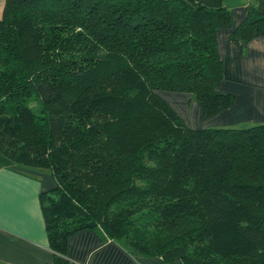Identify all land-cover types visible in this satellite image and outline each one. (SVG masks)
I'll list each match as a JSON object with an SVG mask.
<instances>
[{
  "label": "trees",
  "instance_id": "obj_1",
  "mask_svg": "<svg viewBox=\"0 0 264 264\" xmlns=\"http://www.w3.org/2000/svg\"><path fill=\"white\" fill-rule=\"evenodd\" d=\"M221 0H4L0 155L46 171L38 195L53 253L100 229L162 264H264V124L191 129L162 97L187 94L205 120L217 91ZM264 36L247 0L230 38Z\"/></svg>",
  "mask_w": 264,
  "mask_h": 264
},
{
  "label": "crops",
  "instance_id": "obj_2",
  "mask_svg": "<svg viewBox=\"0 0 264 264\" xmlns=\"http://www.w3.org/2000/svg\"><path fill=\"white\" fill-rule=\"evenodd\" d=\"M4 0H0V16ZM247 0H221L229 12V28L216 33L223 73L217 91L234 96L233 105L205 120L187 94L162 97L191 129L246 128L264 124V36L245 47L230 38L244 17ZM53 180L43 170L15 166L0 155V264H50L49 249L38 195L51 189ZM65 256L75 264H162L157 259L131 257L122 244L98 228L73 234ZM178 264V263H171Z\"/></svg>",
  "mask_w": 264,
  "mask_h": 264
},
{
  "label": "rangeland",
  "instance_id": "obj_3",
  "mask_svg": "<svg viewBox=\"0 0 264 264\" xmlns=\"http://www.w3.org/2000/svg\"><path fill=\"white\" fill-rule=\"evenodd\" d=\"M242 128V127H241Z\"/></svg>",
  "mask_w": 264,
  "mask_h": 264
}]
</instances>
